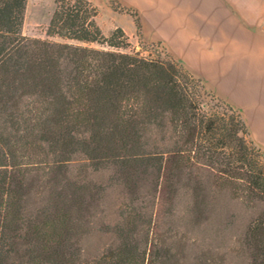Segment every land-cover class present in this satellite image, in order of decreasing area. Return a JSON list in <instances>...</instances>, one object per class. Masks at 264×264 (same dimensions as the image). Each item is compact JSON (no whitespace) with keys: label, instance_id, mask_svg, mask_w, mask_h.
<instances>
[{"label":"trees","instance_id":"16d2710c","mask_svg":"<svg viewBox=\"0 0 264 264\" xmlns=\"http://www.w3.org/2000/svg\"><path fill=\"white\" fill-rule=\"evenodd\" d=\"M53 1L40 40L22 34L28 0H0V264H186L154 239L158 201L184 192L194 212L216 190L255 210L240 252L264 264V159L239 114L207 109L200 79L121 29L105 36L88 0ZM95 232L108 242L90 252Z\"/></svg>","mask_w":264,"mask_h":264},{"label":"crops","instance_id":"0c3cea01","mask_svg":"<svg viewBox=\"0 0 264 264\" xmlns=\"http://www.w3.org/2000/svg\"><path fill=\"white\" fill-rule=\"evenodd\" d=\"M103 34L161 46L230 106L264 150V0H88ZM41 0H28L25 20ZM50 20V19H49Z\"/></svg>","mask_w":264,"mask_h":264},{"label":"rangeland","instance_id":"374dc122","mask_svg":"<svg viewBox=\"0 0 264 264\" xmlns=\"http://www.w3.org/2000/svg\"><path fill=\"white\" fill-rule=\"evenodd\" d=\"M54 8L53 0H41L40 7L34 10L32 16L24 19L22 34L33 39H48L46 29ZM90 47L100 48L98 44H92ZM130 50L140 51L143 56L152 59L167 57L161 46H147L141 42H138V45L131 44ZM204 91L210 95L203 99L205 107L220 110L222 101L214 96L215 99H212V95L205 89ZM248 139L254 143L249 135ZM257 148L264 159V150ZM202 176L204 185L208 186L212 182L211 178L207 173H202ZM94 177L104 184L108 180L106 173ZM110 192L111 199L102 204L97 213L98 219L105 222L114 220L117 216V192ZM191 201L190 196L184 192H180L175 199L158 201L155 209L157 219L154 239L159 246L173 247L172 250L186 264H246V258L241 256L240 249L255 210L232 198L228 192L219 190L203 197L200 201L201 208L194 212L190 208ZM107 242L108 235L95 232L85 240L84 245L85 249L94 252Z\"/></svg>","mask_w":264,"mask_h":264}]
</instances>
